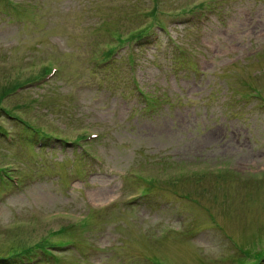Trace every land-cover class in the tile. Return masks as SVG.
Here are the masks:
<instances>
[{
	"label": "rangeland",
	"instance_id": "obj_1",
	"mask_svg": "<svg viewBox=\"0 0 264 264\" xmlns=\"http://www.w3.org/2000/svg\"><path fill=\"white\" fill-rule=\"evenodd\" d=\"M262 168L264 0H0V264H264Z\"/></svg>",
	"mask_w": 264,
	"mask_h": 264
}]
</instances>
